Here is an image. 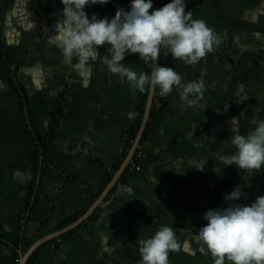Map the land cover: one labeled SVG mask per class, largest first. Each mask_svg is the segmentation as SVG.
Masks as SVG:
<instances>
[{
  "label": "crops",
  "instance_id": "1",
  "mask_svg": "<svg viewBox=\"0 0 264 264\" xmlns=\"http://www.w3.org/2000/svg\"><path fill=\"white\" fill-rule=\"evenodd\" d=\"M168 2L154 0L150 11ZM62 9L61 0H0V264H19L40 238L87 211L123 163L140 116L141 93L101 63L106 46L99 47L96 61L64 60L53 41ZM86 11L89 17L115 15L107 5ZM186 11L223 39L196 65L171 54L164 59L184 82L203 80L202 107L188 106L175 89L160 95L140 168L127 171L84 228L43 245L30 264H140L138 239L162 225L173 228L178 244L170 264H214L199 251L204 213L227 207L224 195L238 185L244 193L239 203L250 205L264 195V168L249 175L214 158L216 152H235L234 120L240 134L253 129L254 120H264V0H206ZM123 63L145 72L138 54ZM64 89L59 127L37 174L29 129L48 134ZM200 161H208L203 171L195 169ZM128 187L131 193L123 191Z\"/></svg>",
  "mask_w": 264,
  "mask_h": 264
},
{
  "label": "clouds",
  "instance_id": "2",
  "mask_svg": "<svg viewBox=\"0 0 264 264\" xmlns=\"http://www.w3.org/2000/svg\"><path fill=\"white\" fill-rule=\"evenodd\" d=\"M111 0H61L62 19H58L53 41L65 61L76 58L81 65L96 61L99 47L106 46V54L100 58L109 73L140 93L158 86L161 96H168L175 89L188 106L202 107L199 101L204 94L203 80L184 82L173 67L159 64L161 50L171 54L186 65H196L222 44L223 39L203 19L193 18L186 11V0H170L153 9L154 0H130L125 10L118 8L111 18H101L93 13L89 17L86 8L106 6ZM139 55L151 68V73H137L123 63L127 56ZM147 86V88H146ZM255 127L240 134L239 121L234 120L235 130L231 146L235 152H216L214 158L223 165L235 166L250 175L264 168V120H254ZM229 140L225 142L228 145ZM208 161H200L195 169L203 171ZM214 171L219 173L216 167ZM127 193L132 188L123 189ZM243 188L238 185L224 195L227 207L207 210L203 219L207 223L199 227V251L210 254L214 264H264V195L253 203H239ZM140 264H170L169 253L178 250L173 228L162 225L148 238L138 239Z\"/></svg>",
  "mask_w": 264,
  "mask_h": 264
},
{
  "label": "trees",
  "instance_id": "3",
  "mask_svg": "<svg viewBox=\"0 0 264 264\" xmlns=\"http://www.w3.org/2000/svg\"><path fill=\"white\" fill-rule=\"evenodd\" d=\"M202 1H206V0H189V2L186 4V8L190 7L191 5H193L195 2H202ZM107 6H109V8L116 13V9L109 3ZM128 8V7H127ZM166 49H162L161 50V56H160V63L161 65H163L164 63V59H165V53H166ZM145 73L150 74L151 73V68L145 64ZM147 88V86H146ZM16 89L21 93L22 97H25V94L22 92L21 87L20 86H16ZM66 89L63 90V92L61 93L59 99L57 100V103L55 105V108L50 116V129L48 134L45 137H41L38 134L34 133V131L32 130V128L29 129V132L31 134V137L33 139V143H35V147L33 148V157H34V162H35V170L36 173L39 174L40 172L43 171L44 169V165H45V154L51 144V142L53 141V138L55 137L58 127H59V123L63 114V109H64V105L66 103L67 100V96H66ZM148 95H149V88H147V90L144 93H141L140 95V116L139 119L137 120V122L135 123V125L131 128L130 132H129V136H128V140H127V146H126V150L123 154V159L126 157L129 149L131 148L133 141L135 140L137 133L139 131V128L141 126V122H142V118L145 112V106H146V102L148 99ZM160 99V89L157 86L156 89V94H155V100H154V105L152 108V112H151V116H150V120L147 124V128L145 130L142 142H141V146H143V143L146 140V137L148 135V131L151 127V120L153 118L154 115V110L156 107V104L158 103V100ZM136 160V157L134 158ZM122 163V161H121ZM119 168V166L117 168H115L114 171H116ZM130 169V166L128 167L127 171ZM111 173L108 177L107 180L105 182V184L103 185V187L101 188V190L95 195L93 196V199L91 200V203L100 195V192L103 190V188L105 187L106 184L109 183V181L112 179V176L114 174ZM127 171L124 173V175L122 176V178L120 179V181L118 182V185H120L121 183L124 182L125 177H126V173ZM117 185V186H118ZM116 188V187H115ZM115 188L112 190V192L115 190ZM111 195V193L109 194V196ZM108 196V197H109ZM96 216V213L90 218V220ZM76 219V217L74 218ZM68 220L64 225L68 224L69 222H71L72 220ZM87 225V221L85 223H83L78 229L71 231L70 233L63 235L60 237V239H65L71 235H73L75 232H77L79 229L84 228ZM52 243V242H51ZM39 251H37L32 258L30 259L29 264L34 260V258L37 256Z\"/></svg>",
  "mask_w": 264,
  "mask_h": 264
},
{
  "label": "water",
  "instance_id": "4",
  "mask_svg": "<svg viewBox=\"0 0 264 264\" xmlns=\"http://www.w3.org/2000/svg\"><path fill=\"white\" fill-rule=\"evenodd\" d=\"M110 4L117 10L118 8H123L126 10L125 7H123L118 1L111 0ZM158 63H160V57L158 58ZM157 86H153L149 88V95L145 106V112L142 118L141 126L139 128V131L137 133V136L135 140L133 141V144L131 148L129 149L123 163L119 167V169L116 171L110 182L106 185L104 190L101 192V194L98 196V198L94 201V203L87 209V211L81 215L78 219L64 227L63 229L54 232L52 234L46 235L42 238H40L33 246L25 253L22 254L19 260V264H28L32 256L46 243L58 239L63 235H66L70 233L73 230L78 229L83 223L88 221L96 212L97 210L104 204L105 200L109 196V194L112 192V190L116 187L124 173L127 171L131 161L133 160L136 151L138 147L140 146L145 130L147 128V124L150 120L152 108L154 105L155 100V94H156Z\"/></svg>",
  "mask_w": 264,
  "mask_h": 264
},
{
  "label": "built area",
  "instance_id": "5",
  "mask_svg": "<svg viewBox=\"0 0 264 264\" xmlns=\"http://www.w3.org/2000/svg\"><path fill=\"white\" fill-rule=\"evenodd\" d=\"M35 147V143H33L32 145V148ZM145 156V149L143 146H140L138 147L137 151H136V154L134 156V158L136 157V160L133 158V160L131 161L130 163V168L131 169H134V170H138L140 167H139V160H141L143 157ZM59 241H61V239L59 238Z\"/></svg>",
  "mask_w": 264,
  "mask_h": 264
}]
</instances>
